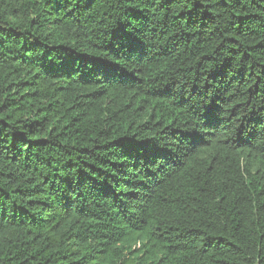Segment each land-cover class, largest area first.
<instances>
[{
  "label": "trees",
  "instance_id": "obj_1",
  "mask_svg": "<svg viewBox=\"0 0 264 264\" xmlns=\"http://www.w3.org/2000/svg\"><path fill=\"white\" fill-rule=\"evenodd\" d=\"M0 264H264V0H0Z\"/></svg>",
  "mask_w": 264,
  "mask_h": 264
}]
</instances>
